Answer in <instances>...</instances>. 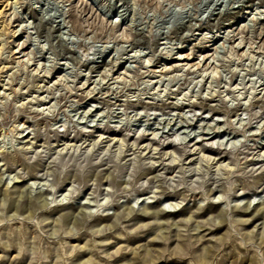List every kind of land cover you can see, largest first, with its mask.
<instances>
[{
  "label": "rangeland",
  "instance_id": "374dc122",
  "mask_svg": "<svg viewBox=\"0 0 264 264\" xmlns=\"http://www.w3.org/2000/svg\"><path fill=\"white\" fill-rule=\"evenodd\" d=\"M11 2L0 264H264V0Z\"/></svg>",
  "mask_w": 264,
  "mask_h": 264
},
{
  "label": "bare ground",
  "instance_id": "6f19581e",
  "mask_svg": "<svg viewBox=\"0 0 264 264\" xmlns=\"http://www.w3.org/2000/svg\"><path fill=\"white\" fill-rule=\"evenodd\" d=\"M16 3L18 2V0H12L11 3ZM4 15H5V11L2 9L0 10V35L6 33V31L8 30V27H7V22L5 21L4 19ZM5 46V45H4ZM2 51V46H1V49ZM0 51V56H1V52ZM183 56H178L176 59L181 61V60H185V58H182ZM2 63V62H1ZM5 67H8L6 64H3L2 66L0 65V71H3ZM230 172V171H229ZM2 179V177L0 176V180ZM5 194H7V190H5ZM23 196V195H22ZM218 199V197H217ZM30 204V206L28 207V205ZM32 205H33V202L32 201H27L25 202L24 204L22 203L21 205L19 204H10L9 208L10 210H14L13 213L10 215V217H14L16 215H21L22 212L24 210H28L30 211L29 212V216L28 217H32L33 214H34V211H31L29 210V208L31 209L32 208ZM42 205V204H41ZM42 206H45V205H42ZM263 208V211H262V215L264 216V206L262 207ZM261 209V208H260ZM146 214L141 216L140 219H146L148 217H154L158 220L159 224L161 225H157V227H152V231H153V241H159V239H168L169 238V235L167 234V230L168 228H171L172 225H165V222H164V219L166 218V215L168 214H171V213H167L165 211H149V210H145ZM248 213V209L244 210V211H241V214H247ZM72 217H74L73 215L71 216V214H64L62 216V220L63 221H69L72 219ZM192 217L189 216V217H186L184 218L183 220H185L186 222ZM214 218V217H213ZM217 218V221L216 222H221V221H224L225 220V214L223 213V211L219 212L216 216ZM77 217H75V222H77ZM243 221H247L248 220V217L247 218H242ZM167 221V220H166ZM167 224V223H166ZM172 224H175V227L174 229L177 231V234L179 236H181V233H180V226H182L181 223H178V222H175V223H172ZM201 223H198L196 225H194L192 227L193 230H197L199 231L200 228H201ZM254 227H257L256 225ZM199 233V232H198ZM247 236L250 240H259V244H262L264 242V224L263 226L261 227V230H256L254 232V229L250 230L249 232H247ZM256 238V239H255ZM20 246V245H19ZM84 245H82L81 247H83ZM187 249V244L185 241H182L181 243H178L175 248H174V251L175 252H182L184 250ZM207 250L206 248H204V251L200 254L199 256V260H203V261H207ZM147 254L148 255H152V252L150 250L147 251ZM155 258L152 256V260H154ZM145 261H149V259H145ZM89 263V259L88 258H85L83 259L82 256L81 257H78L75 264H88Z\"/></svg>",
  "mask_w": 264,
  "mask_h": 264
}]
</instances>
